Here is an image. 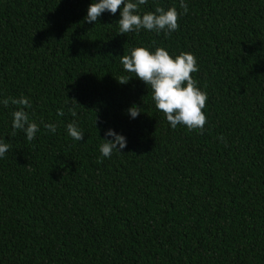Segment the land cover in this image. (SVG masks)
<instances>
[{
  "label": "trees",
  "instance_id": "trees-1",
  "mask_svg": "<svg viewBox=\"0 0 264 264\" xmlns=\"http://www.w3.org/2000/svg\"><path fill=\"white\" fill-rule=\"evenodd\" d=\"M90 3L0 0V99L28 97L40 125L13 136L20 106L0 104V264H264V0H187L167 36L118 34L119 9L85 23ZM137 46L197 57L203 132L171 128L124 70ZM109 128L127 146L105 158Z\"/></svg>",
  "mask_w": 264,
  "mask_h": 264
},
{
  "label": "clouds",
  "instance_id": "clouds-1",
  "mask_svg": "<svg viewBox=\"0 0 264 264\" xmlns=\"http://www.w3.org/2000/svg\"><path fill=\"white\" fill-rule=\"evenodd\" d=\"M147 3L148 0H91L84 22L94 25L105 11L114 15L119 9V18L116 21L119 26L118 34L139 33L144 30L167 36L179 28L180 16L189 11L187 0H179V9L172 6L167 9L157 7L154 11H142L141 6ZM121 63L125 71L134 73L135 78L144 82L147 88L150 87L156 109L164 114L171 128L183 125L190 131L203 132L207 122L203 109L208 93L199 87L198 81L191 75L199 71L197 57L193 53L170 54L164 47L152 49L148 46H137L130 50V54L121 56ZM130 78H125L120 83H126ZM9 100L12 104L20 106L12 113V135L15 136L19 131L25 134L27 141L34 140L40 131V125L30 119L26 111L31 107L30 99L21 95L19 98L0 99V104L7 107ZM68 107L72 115L76 116V112ZM126 111L131 119L141 113L140 107L135 105ZM58 114L63 115V111ZM43 126L49 132L56 133V124L47 123ZM96 130L98 134V129ZM66 132L77 142L85 135L75 120L66 125ZM99 139V151L105 158H111L114 153L122 154V150L127 146V138L111 128L105 130V138ZM218 139L223 140V137ZM9 149V143L0 139V159L5 157Z\"/></svg>",
  "mask_w": 264,
  "mask_h": 264
}]
</instances>
